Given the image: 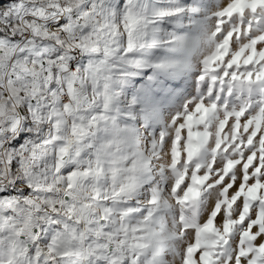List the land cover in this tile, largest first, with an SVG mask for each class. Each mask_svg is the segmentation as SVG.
Segmentation results:
<instances>
[{
    "label": "snow or ice",
    "instance_id": "1",
    "mask_svg": "<svg viewBox=\"0 0 264 264\" xmlns=\"http://www.w3.org/2000/svg\"><path fill=\"white\" fill-rule=\"evenodd\" d=\"M0 264H264V0H0Z\"/></svg>",
    "mask_w": 264,
    "mask_h": 264
}]
</instances>
